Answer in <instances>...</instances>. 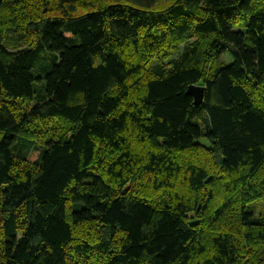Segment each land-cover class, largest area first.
Listing matches in <instances>:
<instances>
[{"label": "trees", "instance_id": "1", "mask_svg": "<svg viewBox=\"0 0 264 264\" xmlns=\"http://www.w3.org/2000/svg\"><path fill=\"white\" fill-rule=\"evenodd\" d=\"M0 264H264V0H0Z\"/></svg>", "mask_w": 264, "mask_h": 264}, {"label": "water", "instance_id": "2", "mask_svg": "<svg viewBox=\"0 0 264 264\" xmlns=\"http://www.w3.org/2000/svg\"><path fill=\"white\" fill-rule=\"evenodd\" d=\"M187 93L194 98L195 105H201L204 100L205 87L197 85L190 86Z\"/></svg>", "mask_w": 264, "mask_h": 264}, {"label": "rangeland", "instance_id": "3", "mask_svg": "<svg viewBox=\"0 0 264 264\" xmlns=\"http://www.w3.org/2000/svg\"><path fill=\"white\" fill-rule=\"evenodd\" d=\"M227 58H228V57L224 56V57L221 58V60H224V59H227ZM257 208H258V211H259L260 208H263V204H259V205L257 206Z\"/></svg>", "mask_w": 264, "mask_h": 264}]
</instances>
